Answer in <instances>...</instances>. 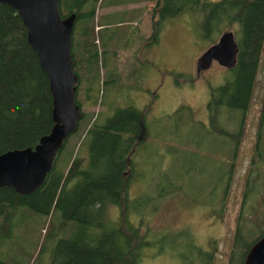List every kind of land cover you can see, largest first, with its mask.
Instances as JSON below:
<instances>
[{"label": "rangeland", "instance_id": "1", "mask_svg": "<svg viewBox=\"0 0 264 264\" xmlns=\"http://www.w3.org/2000/svg\"><path fill=\"white\" fill-rule=\"evenodd\" d=\"M79 1L62 0L61 11L71 13ZM191 1L119 0L111 6L110 0H100L95 16L75 25L83 116L55 158L57 169H67L88 126L108 108L101 93L88 98L90 85L120 72L119 102L144 108L148 116L144 147L134 159L142 180L131 187L129 215L152 236L164 234L168 246L175 243V231H188L177 251L149 246L136 264H228L237 224L251 242L258 235L255 221H264V0H255L245 15L248 0H209L205 12L186 10ZM159 19L161 31L153 41ZM92 23L97 66L79 37ZM134 28L139 38L127 48ZM227 29L236 35V63L226 67L214 61L198 73V58ZM218 85L228 93L221 120L218 116L221 133L210 130V94ZM110 212L117 217L120 208L112 206ZM31 225L40 226V218ZM19 226L15 239H5L6 258L19 248L27 257L37 240L39 233L26 228L23 217ZM188 249L192 257L184 261L181 252Z\"/></svg>", "mask_w": 264, "mask_h": 264}, {"label": "trees", "instance_id": "2", "mask_svg": "<svg viewBox=\"0 0 264 264\" xmlns=\"http://www.w3.org/2000/svg\"><path fill=\"white\" fill-rule=\"evenodd\" d=\"M99 1L80 0L73 9L76 21L93 18ZM207 2L192 0L186 10L205 12ZM254 2L247 1L244 15ZM160 29V19L155 20L153 41L159 38ZM75 33L76 30L72 51L78 73ZM79 37L84 50L88 54L93 52L89 61L97 66L96 25L82 28ZM137 38L134 28L125 47L133 46ZM135 71L133 68L132 72ZM120 81V72L109 73L90 85L88 98L101 93V102L107 103L108 108L98 112L88 126L66 170L57 169L54 162L46 183L32 194H21L10 186L0 187V264H44L46 252L50 253L47 264H136L149 246L158 250L169 247L171 251L181 248L188 231H175V243L168 246L164 244V234L152 236L129 215L131 187L142 180L141 168L134 159L144 147L141 134L148 116L144 108L119 102ZM227 95L219 85L211 89L210 130L215 133L223 132L218 116L221 120V107ZM52 109L49 77L28 41V28L14 7L0 2V153L37 143L53 126ZM116 205L120 214L112 218L110 210ZM22 217L26 228L39 233L37 240L27 257H23L24 249L19 248L18 253L6 258L5 239H15ZM36 217L40 218V226L31 225ZM255 223L258 235L251 242L243 236L244 226L237 224L228 264H243L250 246L264 234V221ZM119 238L122 248L118 247ZM189 243L192 245L191 240ZM196 246L195 251L199 249ZM189 251L181 252L184 261L192 257Z\"/></svg>", "mask_w": 264, "mask_h": 264}, {"label": "water", "instance_id": "3", "mask_svg": "<svg viewBox=\"0 0 264 264\" xmlns=\"http://www.w3.org/2000/svg\"><path fill=\"white\" fill-rule=\"evenodd\" d=\"M14 7L28 28V41L46 70L53 97V126L34 145L0 153V187L10 186L21 194H32L47 181L55 158L67 138L77 130L83 116L77 100L80 84L72 51L77 13L63 15L61 0H0ZM238 43L234 30H225L197 60V72L214 60L232 67ZM243 264H264V234L246 253Z\"/></svg>", "mask_w": 264, "mask_h": 264}, {"label": "crops", "instance_id": "4", "mask_svg": "<svg viewBox=\"0 0 264 264\" xmlns=\"http://www.w3.org/2000/svg\"><path fill=\"white\" fill-rule=\"evenodd\" d=\"M110 2H111V6H113L112 3L116 4L117 2H119V0H110ZM100 13L102 14V13H104V11H101ZM110 20H112V19H110ZM79 77H81V75H79Z\"/></svg>", "mask_w": 264, "mask_h": 264}, {"label": "flooded vegetation", "instance_id": "5", "mask_svg": "<svg viewBox=\"0 0 264 264\" xmlns=\"http://www.w3.org/2000/svg\"><path fill=\"white\" fill-rule=\"evenodd\" d=\"M227 30H228V29H227ZM224 31H225V30H224ZM224 31H223V32H224ZM223 32H222V33H223ZM221 35H222V34H221ZM218 40H219V39H218ZM215 43H216V42H215ZM214 61H216V60H214ZM214 61H213V62H214Z\"/></svg>", "mask_w": 264, "mask_h": 264}]
</instances>
